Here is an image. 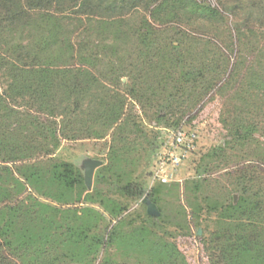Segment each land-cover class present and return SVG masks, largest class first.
Returning <instances> with one entry per match:
<instances>
[{
	"label": "trees",
	"instance_id": "1",
	"mask_svg": "<svg viewBox=\"0 0 264 264\" xmlns=\"http://www.w3.org/2000/svg\"><path fill=\"white\" fill-rule=\"evenodd\" d=\"M58 1L0 0L1 19L21 20L17 28L12 23L0 26V84L4 86L0 91V264H64L65 258L74 264H93L102 247L99 264H131L134 259V264H142L140 260L157 264L159 187L145 193L126 170L128 136L139 127L125 113L122 90L143 108L151 107L158 121L174 107L183 114L196 106L221 81L225 69L219 67L225 56L210 59L205 49L199 52L195 47L194 36L167 26L188 13L186 9L208 19L220 11L197 0H156L151 22L143 16L136 23L123 17L83 23L78 15L53 10ZM73 1L76 7L77 0ZM79 26L81 30H74ZM129 37L135 39L132 52L120 54ZM258 83L264 95V78ZM171 124L176 129L178 119ZM227 128L235 141L246 144L259 131V123L236 117ZM85 130L96 138L111 134L103 168L113 177L109 176V184L128 199L146 194L159 214H149L143 202L146 216L141 224L123 230L126 217H122L108 230V221L93 207H63L40 200L54 197V188L74 185L69 177L73 163L43 158L51 154L50 146H58L60 137L85 136ZM261 135L258 149L264 156ZM102 170L96 173L97 181ZM241 173L237 201L208 205L220 217L207 246L213 264H264V188L256 167L246 166ZM73 192H67L66 199L55 198L70 202ZM81 192L79 188L77 202ZM83 199L97 202L112 219L126 208L97 187L86 191ZM117 254L123 261L115 259Z\"/></svg>",
	"mask_w": 264,
	"mask_h": 264
},
{
	"label": "rangeland",
	"instance_id": "2",
	"mask_svg": "<svg viewBox=\"0 0 264 264\" xmlns=\"http://www.w3.org/2000/svg\"><path fill=\"white\" fill-rule=\"evenodd\" d=\"M197 1L218 9L220 15L208 19L190 14V10L186 9L188 13L173 19L167 27L173 26L175 30H183L194 36L195 47L199 52L205 49L210 59L214 55L220 56L221 59L222 55L225 56L223 59L225 63L227 61V66L223 67L225 63H220L224 65L219 68L225 71L216 87L196 106L188 107L183 114L176 111V107L175 110L172 108L163 121H158L154 117L151 107L146 104L144 109L138 99L122 90L127 99L125 113L130 114L139 127L133 129L128 136V158H130L126 170L133 182L143 186L145 193L154 187H159L156 192L157 205L162 217L157 221L156 230L157 264H213L207 246L220 217L217 211L209 208L211 203L225 204L230 200L237 201L238 178L242 174L241 171L249 165L256 167L260 185L264 188V156L258 149V145L260 146L263 141L261 133H264V95L257 88L258 82L264 78V0ZM73 2V0H59L52 9L69 13L71 16L78 15L83 23H87L88 19L93 21L119 17L126 18L129 23H136L143 16L151 22L152 9L157 5L156 0H86L84 2L77 0V6L72 7ZM81 3L77 13H73L72 9L78 8ZM148 3L150 4L147 5ZM8 9V12H11L12 8ZM3 11L4 8L0 5V26L9 23L16 28L20 26L21 20L13 19L8 22L1 19ZM154 24L159 28L163 27L157 22ZM73 28V24H69V29L73 30ZM74 30L78 31L81 28L79 26ZM14 36L15 38L19 36V30L15 31ZM124 41L121 44L120 54L127 55L132 52L135 39L129 37ZM227 80L229 82L222 87ZM122 81L127 80L123 77ZM3 87L0 84V91ZM243 97L249 98L245 101ZM236 117L259 123V131H255L253 139L246 144L235 141L229 134L227 127ZM177 119L178 125L188 133L193 132L194 137L185 149L182 162L176 168V180L160 185L152 180V170L161 146L167 140L169 131L174 128L171 123ZM82 134L85 136L60 137L58 146H50L51 154L43 157L73 163L74 168L69 172V177L74 179L73 187L66 190L54 188L53 193H56L54 197H41L40 200L63 207H67L68 204L77 208L93 207L108 221V230L122 217H126L123 230L141 224L146 216V206L143 203L147 198L146 194L137 199L125 198L109 184V176L113 177L108 170L103 169L108 163L110 132L103 138H96L93 134L88 135V130L83 131ZM218 147L221 150H218ZM91 160H98L101 163L95 166L91 185L88 187L84 179L85 164ZM99 170L102 171L97 181L96 173ZM78 181L81 183L80 187L77 185ZM95 187L114 201L125 205L123 213L112 219L97 202L84 200L85 192H91ZM79 188L82 190L81 202H77L75 198ZM71 190L74 191L75 196L70 202L57 201L56 198L59 197L68 198L67 192ZM27 192H23L20 197ZM102 248L93 264H99L101 261L104 253V247ZM110 250L113 252V247ZM3 253L6 255V250ZM114 257L123 261V257L118 254ZM63 261L64 264H74L66 258ZM140 261H143L142 264L145 263L144 260ZM136 262V259L131 260V264Z\"/></svg>",
	"mask_w": 264,
	"mask_h": 264
},
{
	"label": "built area",
	"instance_id": "3",
	"mask_svg": "<svg viewBox=\"0 0 264 264\" xmlns=\"http://www.w3.org/2000/svg\"><path fill=\"white\" fill-rule=\"evenodd\" d=\"M193 137V132L188 133L180 126L169 131V136L161 146L155 167L152 170L153 181L168 184L176 180V168L182 162L185 149Z\"/></svg>",
	"mask_w": 264,
	"mask_h": 264
},
{
	"label": "water",
	"instance_id": "4",
	"mask_svg": "<svg viewBox=\"0 0 264 264\" xmlns=\"http://www.w3.org/2000/svg\"><path fill=\"white\" fill-rule=\"evenodd\" d=\"M100 161L98 160H91L89 163L85 164V174H84V179L85 183L88 187L91 185V179H92V174L95 166L100 165ZM144 202L147 205V212L149 214H159V211L156 207V205L151 202L148 198L144 200ZM199 233V231H198Z\"/></svg>",
	"mask_w": 264,
	"mask_h": 264
}]
</instances>
